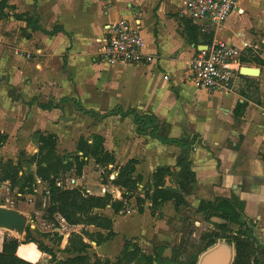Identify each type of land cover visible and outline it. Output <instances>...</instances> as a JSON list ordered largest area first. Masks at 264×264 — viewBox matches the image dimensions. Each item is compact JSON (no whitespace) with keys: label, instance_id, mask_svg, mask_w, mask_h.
Segmentation results:
<instances>
[{"label":"crops","instance_id":"0c3cea01","mask_svg":"<svg viewBox=\"0 0 264 264\" xmlns=\"http://www.w3.org/2000/svg\"><path fill=\"white\" fill-rule=\"evenodd\" d=\"M182 3L0 0V151L32 146L36 132L57 136L63 146L67 133L75 141L88 137L89 143L101 135L115 169L134 161L125 177L136 194L118 186L120 191L117 171L109 170L115 177L107 192L113 202L123 194L130 202L139 193L152 198L163 191L186 203L178 187L183 159L195 175L191 196L208 193L209 202L213 195L243 202L240 221L264 232V0H236V11L196 43L187 37L185 27L196 26L181 17ZM121 22L138 28L151 63L110 66L96 58L106 28ZM211 38L240 51L241 68L228 94L200 90L189 77L188 62ZM243 68L257 74L241 75ZM238 104L243 109L235 115ZM129 109L136 114L128 115ZM143 117L156 123L146 126ZM153 128L186 148L161 143L150 135ZM160 171L172 175L157 178ZM157 202L155 207L168 203Z\"/></svg>","mask_w":264,"mask_h":264},{"label":"rangeland","instance_id":"374dc122","mask_svg":"<svg viewBox=\"0 0 264 264\" xmlns=\"http://www.w3.org/2000/svg\"><path fill=\"white\" fill-rule=\"evenodd\" d=\"M135 112L129 109L127 114L134 115ZM62 123L68 124L66 121ZM69 132L72 134L71 130ZM165 134L166 132L159 133L162 137ZM67 135L69 141L63 140V146L59 144L57 136L36 132L33 134L32 146L14 153L0 151V206L19 211L27 219L23 234L0 230V250L4 240L16 239L20 243L17 256L32 264H56L76 256L84 257L88 264H156L154 258L159 247L165 248L162 257L170 259L172 248H176L182 242L185 251L177 264H190L194 259L198 264L207 252V250L200 252L202 249L200 235L211 230L212 226L205 222L206 215L197 213L196 209L199 201L209 202L208 193L186 197L187 204H183L185 206L181 209L176 208V202L180 200L175 197H166L164 201L168 203L155 207L148 192L144 196L142 194L143 199L139 193L137 199L130 202L126 196L122 201H116L123 207L121 212H116V208L111 207L112 203L101 209L92 210L90 217L95 218L93 223H83L79 226L59 224L58 216L47 212L49 188L46 182L36 176L39 167L45 168L48 164H54L56 159L63 165L70 162L72 167L69 170L55 175L56 186L65 190L78 189L83 195L94 197L108 195L107 192L114 186L112 184L114 182L111 183L110 180L115 177L109 170L117 171L118 179L122 174V168L119 171L115 169L112 157V161H108V155L102 157L99 153L102 162L95 164V160L88 155L84 160V167L87 166L83 168L84 175L81 173L78 177L74 170L76 163L73 160V156L82 157V153L77 151L78 146L86 149L87 145H93L96 137L101 140L100 145L101 143L103 145L104 139L101 135H95L91 137L92 142L89 143L88 137H79L75 141L70 134ZM42 137L53 139L54 147L49 149L54 151L49 153L46 149L43 154H49V159L41 164L39 141ZM1 140L0 136V142ZM91 160L92 163L88 164ZM132 162L134 161L128 162L125 167L130 166ZM95 166L98 169H95ZM7 172L17 174L14 184L5 181ZM167 174L172 175L169 171ZM169 175L165 173L163 176ZM46 176L52 177L53 174L48 173ZM28 177H33L34 180L25 182ZM172 185V180L168 178L167 186ZM118 186L116 187L121 191ZM131 190L136 194V188ZM218 199L222 198L213 195L211 201L215 202ZM250 227L255 240L264 247V232L254 223ZM216 245L223 246L220 241ZM224 246L231 251L233 245Z\"/></svg>","mask_w":264,"mask_h":264},{"label":"trees","instance_id":"16d2710c","mask_svg":"<svg viewBox=\"0 0 264 264\" xmlns=\"http://www.w3.org/2000/svg\"><path fill=\"white\" fill-rule=\"evenodd\" d=\"M185 31L187 33L188 39L191 42L196 43L197 38L201 37L194 26L189 27L187 25L185 27ZM54 33H56V29H54L50 34ZM64 102H67V100H64ZM74 105L76 108L82 110L79 104ZM42 108L50 110L51 106H43ZM242 109L243 106L238 104L235 107L234 114H239ZM143 119L145 120L146 126L154 125L156 123L154 117H143ZM156 131L157 130L153 128L150 135L152 137H156ZM157 138L163 144H173L184 149L186 148V146L183 145V143L179 140H170L166 137L159 136H157ZM100 142L101 140L96 137L94 138L92 146L87 145L86 149L78 146L77 151L82 153V157L73 156V160L76 163V167H74V170L78 177L81 176L82 169L85 166L84 160L86 157H88V155H90V157L95 160V164L102 162L101 158L99 157V153L102 157L108 155L106 152H104V149L102 148L103 145L102 143L100 145ZM39 143V162L42 164L44 162H47V160L49 159V154L45 155L43 154V152L46 149L49 151V153H51V151L53 152L54 150L49 148L54 147V142L51 137H42L40 138ZM108 157V161H112V158L109 155ZM178 165L181 168L179 174L181 181L178 184L179 190L187 197H191L192 185H194L195 183V175L187 166V164L184 163L183 159L178 160ZM71 167L72 165L70 164V162H66L63 165L59 160L56 159V163L50 165L48 164L45 168L39 167L37 170L36 176L48 184L49 204L47 212L50 215L59 216L69 226H79L83 223H93L95 218L90 217L91 211L94 209H101L109 203H112V208H116V212H121L120 210L123 209L121 203L113 202L109 195H105L104 197L86 196L83 195V193L78 189L65 190L57 187L55 184V175L59 172H65ZM130 170L133 169L129 168V165L127 167H124L122 170V174L119 176V179L117 178V180L115 181L116 185L127 188L128 192H130L131 189H134L133 187H135L134 182L125 177L127 173L132 172ZM48 173L53 174V176H46V174ZM164 174L165 172H158L157 178H161ZM16 176L17 174H14L13 172H7L4 179L5 181L7 180L10 181V183L14 184ZM33 180V177H28L26 178L25 182H30ZM125 196L127 197V195L125 194L122 195L123 198H126ZM170 196L180 200L176 202V206L185 204V201H182L181 197L176 195L172 196L170 195V193L163 191H156V193L152 196V201L155 205H159V203L157 202L158 199H162V201H164L165 199H167L166 197ZM196 212L204 213L206 215L205 222L209 223L212 226L211 230L200 235L199 240L202 245V249L200 251L201 253L212 248L218 241H224L226 244L233 245L234 247L235 256L233 264H264V247L259 245L255 240L250 227L252 223L250 222L248 224L244 221H240V215L244 214L243 202H233L227 199H218L215 202L199 201ZM213 218L217 219L219 222H211V219ZM27 236L28 235H26V238ZM19 244L20 243L16 239L3 241L0 250V264H32L23 259H20L17 256V249ZM183 244L184 243L180 242L176 248H172L170 259H165L162 257L165 248L159 247L154 258L155 263L177 264L185 251V247ZM196 262V259H194V261L190 264H196ZM56 264H88V262L84 257L76 256L62 262H56Z\"/></svg>","mask_w":264,"mask_h":264},{"label":"built area","instance_id":"2783aa9c","mask_svg":"<svg viewBox=\"0 0 264 264\" xmlns=\"http://www.w3.org/2000/svg\"><path fill=\"white\" fill-rule=\"evenodd\" d=\"M236 11V0H183L180 15L198 29L201 37H211V31L221 26ZM107 36L97 52V59L110 66L117 64H149L151 56L142 52L143 41L137 27L126 22L108 26ZM240 51L229 43L211 38L187 65L191 82L209 93L231 92L239 74ZM59 224H65L58 216Z\"/></svg>","mask_w":264,"mask_h":264},{"label":"water","instance_id":"95a60500","mask_svg":"<svg viewBox=\"0 0 264 264\" xmlns=\"http://www.w3.org/2000/svg\"><path fill=\"white\" fill-rule=\"evenodd\" d=\"M241 75H256L257 71L253 69L243 68L240 71ZM216 222H219L215 219ZM27 224V219L20 214L19 211L8 209L0 206V230H8L23 234ZM222 245H215L207 250L203 257L198 261V264H233L234 262V247L229 251L224 241H220Z\"/></svg>","mask_w":264,"mask_h":264},{"label":"flooded vegetation","instance_id":"af4514ba","mask_svg":"<svg viewBox=\"0 0 264 264\" xmlns=\"http://www.w3.org/2000/svg\"><path fill=\"white\" fill-rule=\"evenodd\" d=\"M214 219V218H213ZM217 220V219H216ZM211 222H216L215 220H211ZM217 223V222H216Z\"/></svg>","mask_w":264,"mask_h":264}]
</instances>
